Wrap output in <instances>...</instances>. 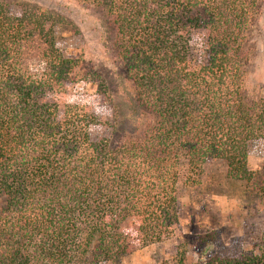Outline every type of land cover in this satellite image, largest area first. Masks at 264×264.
<instances>
[{
	"label": "trees",
	"instance_id": "trees-1",
	"mask_svg": "<svg viewBox=\"0 0 264 264\" xmlns=\"http://www.w3.org/2000/svg\"><path fill=\"white\" fill-rule=\"evenodd\" d=\"M72 1L105 18L131 92L100 86L106 121L68 101L99 74L62 55L52 13L0 0V264H105L164 244L179 186L200 187L209 162L264 203V97L246 86L264 0ZM262 235L216 254L207 234L161 264H264Z\"/></svg>",
	"mask_w": 264,
	"mask_h": 264
},
{
	"label": "rangeland",
	"instance_id": "rangeland-1",
	"mask_svg": "<svg viewBox=\"0 0 264 264\" xmlns=\"http://www.w3.org/2000/svg\"><path fill=\"white\" fill-rule=\"evenodd\" d=\"M10 4L36 5L57 17L56 42L67 59H83L100 79L82 82L69 91L68 101L91 106L100 121L112 118L113 108L99 98L104 83L114 98L124 100L131 92L123 71L110 54L111 31L97 10L72 0H9ZM14 11H18L14 8ZM252 58L248 68L247 90L252 98L264 97V29L262 21L254 28L251 39ZM118 99V100H119ZM116 100V98H115ZM118 103V102H117ZM124 115L126 113L124 112ZM262 166L256 149L248 157V168L257 171ZM222 163L209 162L200 187L179 186V222L174 237L164 244L138 250L118 261L105 264H161L171 259L177 247L185 242L197 243L207 234L213 235L212 248L217 254L231 250L232 254L251 251L261 243L264 232V203L247 199L240 182L226 176ZM197 252L188 248V257L196 260ZM212 256V255H211Z\"/></svg>",
	"mask_w": 264,
	"mask_h": 264
}]
</instances>
